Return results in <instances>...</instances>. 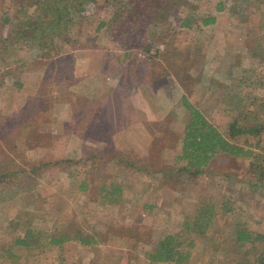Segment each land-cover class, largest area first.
I'll use <instances>...</instances> for the list:
<instances>
[{
    "label": "rangeland",
    "instance_id": "obj_1",
    "mask_svg": "<svg viewBox=\"0 0 264 264\" xmlns=\"http://www.w3.org/2000/svg\"><path fill=\"white\" fill-rule=\"evenodd\" d=\"M189 1L197 3L202 10H209L215 0ZM224 1V15L242 19L247 15L251 17L249 35L242 36L243 29L239 27V30H233L235 33L222 37L223 41L218 42L214 37L215 28L203 27L201 31L191 28L177 34L175 42L182 51L178 52L175 61L173 58L169 61L173 64L170 79L181 83L188 101L222 132L226 131L233 116L246 125L264 120V69L260 68L263 63L258 61L263 57L259 53L263 52L264 47V26L263 29H258L260 25L254 24L256 18L257 21L264 18V6L261 13H258L253 10L252 0ZM21 2L28 7L27 11H31L36 0H0V15L7 10L12 18L18 13L24 18L25 9L19 10ZM86 10L85 16L81 13L82 16L61 29L56 39L60 49L54 55L40 56L38 48L27 50L17 44L16 49L10 46L5 50L12 51L13 56L16 51V56H20L18 62H14L11 59L13 56L5 57V45L0 36V73L8 75L7 72L11 71L27 81L38 80L46 90L49 88V92L58 87L57 84L54 85L58 79L67 82L73 80L75 48L92 45L114 49L117 46L112 42L97 43V40L89 37L94 25H90L88 20L96 18L98 14L95 9L94 12ZM75 15L78 16V13L73 17ZM6 27L2 29L0 23V35L4 31L11 32L14 26L10 23ZM41 41L45 44L44 39ZM220 44V48L226 49V54L213 55ZM163 47V43L152 44L145 49H134L133 54L140 58L146 57L144 59L147 60L153 58L154 53ZM35 57H41L38 63L42 71L34 76V70L29 66L38 61L36 59L34 62ZM110 64L109 61L108 65ZM104 65L107 71L110 70L106 61ZM258 80L262 83L258 84ZM7 85L9 82L0 84V120L10 116L25 117L29 112L25 110L26 107L21 106L23 102L18 101L20 95L14 90L9 91ZM179 96L175 91L172 110L153 123L155 133L150 152L146 156L139 155L138 152L130 154L110 151L111 156L118 160L132 158L137 165L147 164L150 170L161 165L178 167L183 163L177 160L176 153L179 151L189 112ZM6 100L10 103H5ZM74 127L76 129L78 126L74 124ZM50 130H57V127H50ZM31 136L39 139L36 134ZM258 136L259 141L250 133L236 134L229 139L254 149L258 153L256 163L262 166L245 170L250 157L218 154L212 160V168L229 171L227 176L187 173L180 181L158 172L145 174L143 168L127 164L122 166V161H112L109 164V161L103 159L106 155L101 153H97L98 157L93 160L92 167H89L91 164L87 167L83 164L78 169L79 177L76 181L66 175L69 170L67 164L62 168H42L37 176L29 172V166L26 165L33 157H37L38 149L29 148L24 151L15 143L10 147L0 137V162L9 167L20 166L17 171L21 172L19 175L13 174V182L8 177L0 179V245L11 241L15 235H22L26 226L47 233L56 222L59 228L68 230L69 233L79 232L95 239L90 246H83L77 239L63 242L61 254L64 256V264H178L172 261L152 262L146 251L150 249V243H156L162 236L181 230L183 235L194 240V252L189 264H234L231 250H235V245L229 235L212 240L207 235L185 231L183 225L202 201L211 202L217 209L214 218L216 226L210 229L211 233L222 225L227 227L228 224L241 222L262 235L257 245L264 244V129ZM74 138V143L68 142L71 149L78 145L76 143L79 138ZM42 140L48 141L43 142L46 144L45 149H48V145L54 150L61 146L52 144V137L48 135H43ZM78 149L81 151L72 153L76 158L81 155L84 146L79 145ZM22 167L25 168L24 171ZM118 171L122 172L120 191L115 192L110 201H106L103 194H100V186L113 180ZM141 172H144L142 176L139 175ZM82 177L90 181L89 190L79 188L78 181ZM33 186L37 188L29 191ZM225 198L230 199L228 201L234 209L221 213L218 205ZM144 203H151L152 206L145 207ZM224 232L227 233V229ZM222 233L212 235L217 237ZM20 248L17 250L18 258L25 261V264H58L56 248L51 245H46L34 256L26 255V249ZM3 260L9 263L5 257Z\"/></svg>",
    "mask_w": 264,
    "mask_h": 264
},
{
    "label": "trees",
    "instance_id": "obj_2",
    "mask_svg": "<svg viewBox=\"0 0 264 264\" xmlns=\"http://www.w3.org/2000/svg\"><path fill=\"white\" fill-rule=\"evenodd\" d=\"M34 4L35 7L31 11H27L26 4L20 3L19 10L25 9L24 18L19 13L12 18L7 10L1 13L0 23L2 29H6V26L10 23L14 26L11 32L4 31L0 35L2 41H4V51L10 46H14V49H16V45L21 44L27 50L38 48L40 56L54 55L60 49L56 44V39L61 29L69 26L82 14L85 16L86 9H90V12H94L95 9L98 16L88 20L90 25H94L89 34L91 39L97 40V43H116V49L125 48L130 50L145 49L149 45L163 43V49H158L152 57L162 61L165 69L170 72L173 64L169 61L172 58L175 61L178 52L182 51L181 47L175 42L177 34L191 28L201 31L204 26L215 22L217 14L224 8L225 1L215 0L209 10H202L197 3L189 0H47V2L36 0ZM251 5L254 6L253 10L261 13L264 0H252ZM75 13H78V16L73 17ZM245 18L249 21L251 17L247 15ZM257 19L254 24L256 26L260 25L258 29H263L264 18L260 19L261 22ZM42 39L45 40V44L42 41L40 42ZM105 48L110 49L108 46ZM5 54L7 58L13 56L12 51H5ZM14 54V58L11 59L18 62L20 56H16V51ZM259 54H263V57L258 61L263 63L260 68L264 69V47L263 52ZM11 81L14 86L18 87L20 85V82L13 77L11 78L10 74L0 73V84L10 83ZM257 83L261 84L262 82L258 80ZM4 88L7 89L6 86ZM45 99H53V96L47 95ZM182 104L188 109L189 117L184 126V133L181 137L180 149L176 153V158L183 161V163H180L178 167L171 168L164 165L157 166L150 170L152 173L167 174L168 178H176L177 181H180L182 176L187 173L201 176L219 174L225 177L230 173L229 171L212 168V160L218 154H227L230 157H250L245 170L259 165L256 163L258 153L254 149L233 142L229 137H234L236 134L250 133L258 140V135L264 129V120L261 119V122L254 125H246L238 117L233 116L227 124L226 131L222 132L188 101L186 95L182 96ZM44 107L45 111L37 117L30 112L25 117L10 116L8 119H1L0 137L10 147L16 144L21 146L24 151L29 148L38 149L44 146L42 145L43 128L40 127L49 126L53 123H57V125L63 123L65 126L70 124L62 119L58 120V114L50 112V104H46ZM26 111L28 110L26 109ZM7 120H11V122L8 123ZM49 129L46 133L51 135ZM39 131L42 135L38 134ZM33 134L39 136V139L31 136ZM48 150L50 151L45 154L36 153L37 157H33L28 161L26 165L29 166L28 171L39 176L38 172L42 168H62L67 164L69 170L66 175L74 181L79 177L78 169L83 167V164L86 166L91 164L89 167H92L93 160L98 157L97 153H99L83 149L79 157L73 158L72 156H65L63 150L57 155H54L52 147H48ZM110 158L116 159L114 156H110ZM124 160L128 161L129 165L133 164L130 158ZM152 167L155 166L152 165ZM19 168L20 166L9 167L0 162V179L8 177L12 181L13 174L19 175L21 173L17 171ZM24 169L22 167L23 171ZM146 170L145 168V174H150ZM144 172L139 175L142 176ZM121 177L122 172H115L108 188L104 183L101 184L100 194H103L106 201H110L115 192L120 191L119 180ZM238 177L241 176L238 175ZM192 178L194 177L192 176ZM78 183L79 188L85 191L88 189L90 181L82 177ZM26 184L29 188L27 182ZM35 188L37 187L33 186L29 191ZM228 200L230 199L225 198L219 203V212L228 213L234 209ZM216 213L217 209L213 207L211 202L202 201L194 214L190 218H186L183 229L192 233L207 235L212 240L229 235L235 245V250H231L234 264H264V244L260 246L256 244L262 235L253 232L241 222L228 224L227 227L222 225L217 231L211 233L210 229L216 226L214 224ZM54 225L47 233L35 231L32 226L24 227L22 235H15L11 241L0 245V264H25V261L18 258L19 252L17 253V250L19 251L20 247L26 249V255L34 256L46 245L56 248L58 264H64V256L61 254L63 242L77 239L83 246H90L95 241L92 237L79 232L69 233L68 230L59 228L56 222ZM226 229L227 233L224 232ZM214 233L222 234L216 237L212 235ZM136 240H139V238H136ZM150 244V249L146 252L152 262L172 261L178 264H189L194 252V240L183 235L181 230L162 236L156 243ZM3 257L8 259L9 263L5 262Z\"/></svg>",
    "mask_w": 264,
    "mask_h": 264
},
{
    "label": "crops",
    "instance_id": "obj_3",
    "mask_svg": "<svg viewBox=\"0 0 264 264\" xmlns=\"http://www.w3.org/2000/svg\"><path fill=\"white\" fill-rule=\"evenodd\" d=\"M223 7L225 8V4ZM223 9L217 14L215 22L204 26L215 28V40L223 41L228 34H233V30H239V27L243 29L242 36L249 35L248 26L251 23L246 18L226 16ZM220 47L221 44L218 51H213V55L224 56L226 54V49ZM73 56L74 79L68 82L58 79L54 82V85L57 84L58 87L52 88L50 92L49 88L46 90L38 80L27 81L15 72L6 71L11 76L16 75L14 79L20 82L17 87L11 81L8 90H14L18 96L20 95L18 101L23 102L21 106L26 107L25 110L27 109L29 113H36L37 116L45 111L44 105L50 104V112L57 113L58 120L62 119L70 123L68 126L63 123L61 125L53 123L40 127L43 128L42 134L52 137V144L61 145L57 150L53 149L54 155L63 150L65 156L76 158L72 153L77 150L81 151L78 149L81 145L84 149L106 155L103 159L109 161V164L112 161H122V166L126 163L129 165L128 161L118 160L116 157V159L110 158V151L130 154L138 152L139 155L146 156L150 152L155 133L153 123L167 111L172 110L175 91L180 95L179 99L186 95L181 83L170 79L171 72L165 69L162 61L157 58L146 60L144 59L146 57H137L130 49H108L89 45L75 48ZM108 58H110V65H108ZM36 59L38 61L35 62ZM39 59L41 57H35V63L29 66L33 68L34 76L41 74L42 71L38 63ZM105 61L110 68L108 71L104 65ZM217 70L221 72L218 68ZM66 86H68L67 92L65 91ZM47 95L53 96V99H45ZM7 100L5 103H10ZM74 124L78 126L76 129H74ZM54 126L57 130L49 129L51 135L47 134L48 128ZM38 134L42 135L40 131ZM74 137L79 138L76 143L78 145L71 149L68 142L74 143L76 140ZM43 142L48 141L43 140ZM42 145L44 146L39 147L37 152L45 154L50 151L45 149L44 143ZM130 159L133 162L131 167L146 168V171L151 172L147 164L137 165L135 160ZM108 184H105L107 188ZM144 206L152 205L144 203Z\"/></svg>",
    "mask_w": 264,
    "mask_h": 264
}]
</instances>
